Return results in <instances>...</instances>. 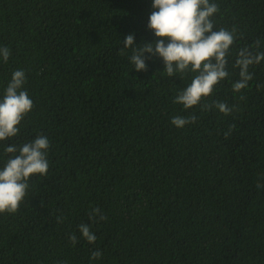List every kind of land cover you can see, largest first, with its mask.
Here are the masks:
<instances>
[{
	"label": "trees",
	"instance_id": "1",
	"mask_svg": "<svg viewBox=\"0 0 264 264\" xmlns=\"http://www.w3.org/2000/svg\"><path fill=\"white\" fill-rule=\"evenodd\" d=\"M152 2L0 0V47L11 53L0 59V96L20 69L34 104L0 142V167L6 146L50 141L47 175L30 178L18 212L0 214V264H264V61L232 89L239 50L264 52V0H213L215 30L239 35L229 76L202 103L224 102L228 115L173 103L192 75L168 77L160 58L135 71L123 40L155 39ZM191 114L194 123L171 124Z\"/></svg>",
	"mask_w": 264,
	"mask_h": 264
},
{
	"label": "clouds",
	"instance_id": "2",
	"mask_svg": "<svg viewBox=\"0 0 264 264\" xmlns=\"http://www.w3.org/2000/svg\"><path fill=\"white\" fill-rule=\"evenodd\" d=\"M152 8L147 28L153 32L155 39L150 43L135 45L134 34H128L123 40L124 49L131 50L130 63L134 65L135 71H147L146 60L150 57L160 58L168 77L192 75L191 82L178 92L173 103L182 105L184 110L200 106L202 111L216 108L225 115L230 114L234 109L224 102L206 104L202 101L229 76V56L239 35L237 28L221 27L215 30L213 17L220 8L213 0H153ZM254 44L256 48L260 47L259 40ZM145 53L149 55L145 56ZM10 54L7 47H0V59L3 62L7 63ZM261 61H264V52H254L249 47L239 50L233 64L234 68L239 69V80L232 85L234 92L239 93L248 86V82L253 79L250 67ZM26 82L24 70L14 71L0 96V142L19 134V126L34 107L24 88ZM196 119L194 114L177 115L171 119V124L180 129L194 123ZM232 128L234 125L229 126V133ZM229 133H225L226 138ZM49 149L50 141L43 134L20 146L12 144L4 148V152L11 155L0 167V214L18 212L28 194L30 178L47 175ZM99 213V208H93L89 220L95 222ZM99 219L106 218L100 215ZM78 230L87 243L96 242L97 236L89 224L78 225ZM69 241L75 245L78 243L77 236L70 235ZM102 255L98 250L93 251L90 259L97 260Z\"/></svg>",
	"mask_w": 264,
	"mask_h": 264
}]
</instances>
